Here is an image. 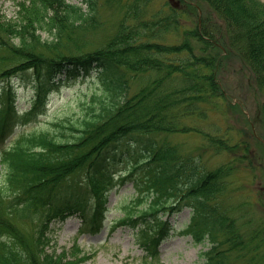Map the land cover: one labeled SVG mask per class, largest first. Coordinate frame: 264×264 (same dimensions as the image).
<instances>
[{
  "label": "trees",
  "instance_id": "16d2710c",
  "mask_svg": "<svg viewBox=\"0 0 264 264\" xmlns=\"http://www.w3.org/2000/svg\"><path fill=\"white\" fill-rule=\"evenodd\" d=\"M71 1L29 0L17 19L0 13V81L31 74L35 94L26 120L44 114L58 82L86 84L69 96L81 104L78 115L52 118L0 152V264L70 263L46 251L43 232L53 217H86V199L55 190L73 172L85 173L81 180L98 205L117 173L120 181L132 180L134 192L118 220L148 252L144 264H155L154 248L170 230L161 217L184 205L191 208L190 234L209 245L197 264H264V216L232 194L222 203L234 164L252 153L249 133L225 115L224 125L211 119L213 110L229 109L218 76L232 54L263 94L264 115V0H193L202 8V26L187 27L179 42L163 41L181 28L182 13L163 0H82L85 9ZM105 3L116 7L119 19L99 47L41 51L47 43L41 31L71 44L78 32L96 30ZM185 12L197 9L187 3ZM12 100L0 111L2 129ZM175 135L198 141L189 146ZM220 155L224 162L208 164Z\"/></svg>",
  "mask_w": 264,
  "mask_h": 264
},
{
  "label": "rangeland",
  "instance_id": "374dc122",
  "mask_svg": "<svg viewBox=\"0 0 264 264\" xmlns=\"http://www.w3.org/2000/svg\"><path fill=\"white\" fill-rule=\"evenodd\" d=\"M28 1L0 0V12L6 19H17L20 4ZM75 3L83 4L82 0H75ZM174 5L182 9L179 0H174ZM101 13L105 19L107 17L108 20H112L114 14L112 9L109 10L107 6H104ZM198 22L199 20H196L194 16L190 17L189 15L182 20V25L183 27H195L198 26ZM104 33L109 35L110 30L105 28ZM40 35L42 40L45 43L47 42L46 47H39L45 55L52 53L59 47L62 51L74 50L75 46L84 50L89 49L91 44L99 39V36L95 33L84 34L78 32L76 40L74 39L75 43L62 44L58 40L55 41L51 33L42 31ZM179 39L180 36L172 34L168 40L169 42H177ZM4 52L5 50L1 48L0 62L3 60ZM224 62L219 79L224 87L225 95H227L224 105L228 106L229 109H225L224 112L213 110L211 119L212 121L215 119L219 124L224 125L225 115L231 120L233 127L239 126L247 130L251 142L249 149L252 153H250V158L247 160H237L234 164L236 169L232 171L228 178L230 184L225 192L227 198L222 203L228 205V202L232 201V194L234 199L241 197V199L253 202V210L256 211V214H259L260 211V214L264 216V206L261 205H264V115L259 113V105L263 99V94L250 83V72L239 61L238 57L232 54ZM30 78L31 74L29 73L22 78L14 77L9 80L13 83L12 86L8 79L0 82V105L4 108V111L11 107L9 99L13 98H15V109H18L17 115L32 107L30 98L33 91L30 85L26 83ZM4 84L7 85L3 87ZM84 87L85 84L79 85L73 80H69L57 89H53L52 93L49 94L44 114L37 116L36 113L35 117L27 123H23L22 120L14 121L12 124L10 122V127L6 129V132H3L0 127V147L6 146L18 134L28 132L32 126H49L51 119L60 117V115H78L81 104L75 98L69 100V96L71 91L76 90L77 92L78 88L84 89ZM10 115L15 116L16 114L12 111ZM172 138L176 140L186 139L189 143L198 141L195 135H177ZM193 143L189 146H192ZM224 161L225 158L220 155L213 158V160H209L208 164L213 165L215 162L220 164ZM84 176L85 173H81L80 176L77 172L65 175L57 182L55 190L57 193L76 194L86 199L88 216L92 215L93 222L91 223L93 224L88 225L87 221H82L77 216H70L64 218V220L53 219L48 230L43 232L46 251L54 253L52 255L56 254L57 258L61 259L63 263L68 261L69 264H143L146 251L134 241L133 230L120 225V221L117 225H111L112 222L122 216L124 202H129L131 199L130 196L134 192L132 180L120 181V178L115 176L112 185L107 187L105 202L98 205L92 188L81 180ZM97 211L100 218L96 223L94 214ZM166 218L167 216L163 220ZM169 220L167 222L170 230L163 236L162 241L156 244L154 249L157 253L153 255L154 260L161 264H197L198 261H202L200 259L201 251L207 250L206 245L208 243H205L203 247L200 243L196 244L189 230L185 228L190 221V209L185 206L181 211L173 214ZM32 226H34L33 222L31 225L25 223V231L29 232ZM36 228L34 229L36 230ZM145 228L148 229L147 226ZM74 243H77L79 248L72 253L71 248ZM37 250H41V246L37 247ZM79 250H82V254H77ZM83 254L85 255L83 256Z\"/></svg>",
  "mask_w": 264,
  "mask_h": 264
}]
</instances>
